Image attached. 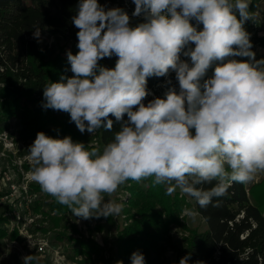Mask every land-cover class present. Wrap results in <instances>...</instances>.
Wrapping results in <instances>:
<instances>
[{
	"label": "clouds",
	"instance_id": "clouds-1",
	"mask_svg": "<svg viewBox=\"0 0 264 264\" xmlns=\"http://www.w3.org/2000/svg\"><path fill=\"white\" fill-rule=\"evenodd\" d=\"M133 2L132 15L146 21L135 27L122 8L79 0L72 17L78 52H67L73 75L43 86L42 107L68 113L82 134L110 131V115L120 130L102 150L44 132L28 148L31 179L84 220L118 216L124 204L112 197L129 180L153 178L167 194L179 189L206 208L233 183H250L264 171V59H256L244 28L249 0ZM33 35L41 37L40 26ZM113 55L114 68L99 63ZM170 72L179 89L167 80L163 97L145 104L147 79ZM214 181L208 190L199 187ZM130 259L145 264L140 251Z\"/></svg>",
	"mask_w": 264,
	"mask_h": 264
},
{
	"label": "trees",
	"instance_id": "trees-1",
	"mask_svg": "<svg viewBox=\"0 0 264 264\" xmlns=\"http://www.w3.org/2000/svg\"><path fill=\"white\" fill-rule=\"evenodd\" d=\"M117 2L98 0L106 9L113 8ZM258 2L252 0L249 13H253ZM78 3L79 0H0V130L10 129L9 125L17 120L18 128L12 139L21 141L23 154L28 153L38 132L59 139L71 136L74 142H82L89 149L102 150L120 130L121 123L110 115L112 129H100L97 132L100 146L90 145L76 125L70 122L68 113L42 107L43 86L60 82L62 76L71 77L73 74L67 57L61 53L50 55L47 47L40 44V38L34 37V27L40 26L41 32L60 34L78 43L76 34L79 29L72 22ZM143 22V18L135 17L130 20V26L135 27ZM117 59L113 55L99 63L112 69ZM167 80H171V86L179 89L175 72H170L166 77L147 79V89L153 94L146 97L145 104L156 97H163L169 87ZM124 119L127 120L126 115ZM24 167L31 169V164L26 162ZM128 182L131 197L126 212L133 216V220L120 229L116 248L123 264H131L130 257L135 251L143 253L145 264H162L160 257L166 245L176 248V264H180L185 256L190 257L188 264H264V179L250 186L247 183H233L224 196L214 198L206 208H201L179 189L171 195L167 194L166 186L154 184L153 178ZM214 186L215 181L199 187L208 190ZM30 187L42 191L36 182H31ZM48 197L47 209L42 202H34L33 208L44 212L54 227H58L62 219L72 212L54 197L49 194ZM186 208L197 211L206 222V227L204 230L189 228L190 235L185 238V246L180 248L172 241L169 231L173 224L184 223L180 215ZM7 219L0 215V239L10 234L13 239L19 234L17 229L8 233L1 225ZM94 219L113 221V217L88 220ZM73 227L78 232L77 226ZM98 230H102V227L98 226ZM57 236V239L65 237L72 242L73 258L78 264L94 262V256H100L104 250L95 240L73 238L67 231H59ZM100 260L105 259L100 257Z\"/></svg>",
	"mask_w": 264,
	"mask_h": 264
},
{
	"label": "rangeland",
	"instance_id": "rangeland-1",
	"mask_svg": "<svg viewBox=\"0 0 264 264\" xmlns=\"http://www.w3.org/2000/svg\"><path fill=\"white\" fill-rule=\"evenodd\" d=\"M251 2L252 0H249V6ZM112 7L124 9L128 13L131 21L135 17H140L146 22L144 14L140 16L132 15L135 10L133 0H118ZM250 16L251 19L245 22L244 28L250 34V40L253 45L252 51L255 52L256 59H264V0H259L253 13H250ZM190 22L193 25L196 24L194 19ZM198 27L202 29L203 26L201 24ZM40 44L43 47H47L50 51V55L61 53L67 57V52L69 50L73 54L78 52L77 42L69 40L60 34L41 32ZM191 47L194 48V44L191 45ZM181 59L190 62V58L183 56V54H181ZM235 59L247 58L235 57ZM214 68L215 65L208 70L205 79L212 76ZM152 94L153 92L150 93V95ZM17 124V120H15L12 125H9L11 128L6 130L10 138H12V135L14 136V131H17ZM3 127H6V125L3 124ZM81 135L90 145L100 146L97 133L93 135L85 131L83 134L81 133ZM0 140L3 141L1 137ZM14 143L12 147L6 146L4 142L0 143V198L2 199V197H4V201H7L5 206H0V215L9 204L13 205L9 213H12L14 209L21 210L22 212L24 210L28 211L29 208L32 209L33 214L35 213L36 215L34 214L35 216H32L35 220L26 219L27 235L25 232H22L13 239L11 236L0 239V264H23V258L30 255L33 257L31 264H78L75 258H73L74 249L72 242H69V239L65 237L57 239V232L59 231H67L68 235H71L73 238L84 237L85 239H93L104 249L100 256H94V262H88L86 264H117V261H120L116 249L119 231L123 225L129 224L133 220V216H130V214L126 212V208H129L130 205L128 200L125 201L127 195L128 199L131 197V191L128 188L130 183L127 181L125 184L121 185L112 197V199H115L117 202L124 204L121 213L118 216H114L113 221L110 222L106 219L84 220L82 218H76L73 214H68L62 219L60 226L54 227L53 223L49 221V218L46 217L44 212L33 208L34 202H42L43 207L47 209L46 206H48L50 200L48 194L45 192L32 190L31 187H28V182L31 183L33 181L31 179V169H25L23 163L27 161V163L31 164V162L28 161L27 154L29 153L26 152V155L23 154L21 141H14ZM262 179H264V171L258 172L254 180L247 183V185L250 186ZM25 186H27L29 190L28 193L24 189ZM105 199L107 200L108 197L106 196ZM189 210L190 209L186 208L180 215L184 223L173 224L169 231L172 241L180 248L185 246V238L190 235L189 228L204 230L206 227V222L199 213L190 210L195 213V216H189L187 215V211ZM132 212L134 213V210H132ZM14 222L15 220L10 216V221H8V223L11 224ZM1 225L5 227V222ZM73 225L77 226L78 232L74 230ZM98 226H101L102 230H98ZM47 238L50 239V242L42 252L38 249V243L42 240H47ZM52 239H54L53 242ZM166 247V250L160 257V261L162 264H176L178 260L176 248L171 245H166ZM61 251L65 252L67 257L60 258L59 254L61 256ZM100 257H104L105 260H100Z\"/></svg>",
	"mask_w": 264,
	"mask_h": 264
},
{
	"label": "built area",
	"instance_id": "built-area-1",
	"mask_svg": "<svg viewBox=\"0 0 264 264\" xmlns=\"http://www.w3.org/2000/svg\"><path fill=\"white\" fill-rule=\"evenodd\" d=\"M150 93H152V92H150ZM0 132H1V135H0V137L3 139V141L2 140H0V143H2V142H4V144L6 145V146H8V147H12L15 143H14V141H13V139L12 138H10V136H9V134L6 132V131H2V130H0ZM26 155V154H25ZM27 155H29V154H27ZM29 161V160H28ZM27 161H25L24 163H26ZM30 162V161H29ZM24 163H23V166H24ZM30 164V163H29ZM33 182V181H32ZM30 184L31 183H29L28 182V187H30ZM24 189H25V191L28 193V188H27V186H25L24 187ZM30 189V188H29ZM24 193V192H23ZM28 196V195H27ZM26 197V196H25ZM128 200V195H127V198L125 199V201H127ZM0 206L1 207H3V206H5L6 205V203H7V201H4V197H2V199L0 198ZM27 204V203H26ZM12 206L13 205H11V204H9V206H7V208L1 213V215H3L4 217H7L8 219L6 220V221H4L5 222V228L7 229V231H8V233H12L15 229H17L18 230V233H22V232H25V234L27 235L28 234V230H27V221H26V219L27 220H35V218H33L32 216L35 214H33V211H32V209H29L28 208V206H27V208H28V211L26 210H24L23 212L21 211V210H13V212L12 213H9L10 212V210H12ZM34 207V206H33ZM11 217H13V219L15 220V222L14 223H11V224H9L8 223V221H10V216ZM36 215V214H35ZM34 215V216H35ZM12 222V221H11ZM29 235H31V234H29ZM32 236V235H31ZM49 242H50V239L49 238H47V240H42V241H40L39 243H38V249L40 250V251H44L45 250V248L47 247V245L49 244ZM62 256V257H61ZM61 256H60V254H59V257L60 258H65V257H67V255L65 254V252H63V251H61Z\"/></svg>",
	"mask_w": 264,
	"mask_h": 264
},
{
	"label": "crops",
	"instance_id": "crops-1",
	"mask_svg": "<svg viewBox=\"0 0 264 264\" xmlns=\"http://www.w3.org/2000/svg\"><path fill=\"white\" fill-rule=\"evenodd\" d=\"M3 226V225H2ZM10 236V235H9ZM8 237V236H7ZM6 238V237H5ZM81 258V257H80Z\"/></svg>",
	"mask_w": 264,
	"mask_h": 264
}]
</instances>
